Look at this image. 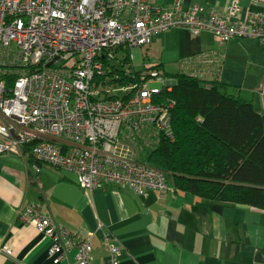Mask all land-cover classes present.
Wrapping results in <instances>:
<instances>
[{"label":"built area","instance_id":"obj_1","mask_svg":"<svg viewBox=\"0 0 264 264\" xmlns=\"http://www.w3.org/2000/svg\"><path fill=\"white\" fill-rule=\"evenodd\" d=\"M251 1L260 11L244 10L237 0L224 11L187 9V0L169 7L160 0H0V155L29 149L35 173L38 164L68 170L83 190L113 184L138 195L169 192L168 175L139 162L133 143L146 129L153 140L161 132L173 140L174 103L156 100L176 81L157 71L135 74L133 50L177 29L196 37L209 33L220 44L242 38L264 43V0ZM120 48L130 51L132 68L125 74L131 80L105 86L97 81L106 74L100 58L113 62ZM218 61L216 53L194 56L185 74L213 80L208 69ZM19 216L51 240L53 264L72 251L75 264H94L89 237L69 235L32 204ZM103 240L108 264H120L113 237L106 233ZM1 252L12 256L7 247Z\"/></svg>","mask_w":264,"mask_h":264},{"label":"crops","instance_id":"obj_2","mask_svg":"<svg viewBox=\"0 0 264 264\" xmlns=\"http://www.w3.org/2000/svg\"><path fill=\"white\" fill-rule=\"evenodd\" d=\"M174 1L160 4L169 7ZM229 1L187 0L185 7L224 11ZM237 1L244 10L260 11L251 0ZM147 48L145 64L176 74L186 72L190 58L216 53L218 64L208 69L213 80L261 98L264 43L242 38L220 44L209 33L196 37L177 29L154 36ZM34 163L27 150L0 155V264H53L48 256L51 240L19 216L30 204L69 235L89 237L94 264H108L106 233L120 249V264H264L262 210L204 201L175 192L172 183L165 194L150 190L138 195L113 184L83 190L74 173L45 164H38L41 171L35 173ZM3 247L12 256L1 252ZM74 262L72 251L59 264Z\"/></svg>","mask_w":264,"mask_h":264},{"label":"trees","instance_id":"obj_3","mask_svg":"<svg viewBox=\"0 0 264 264\" xmlns=\"http://www.w3.org/2000/svg\"><path fill=\"white\" fill-rule=\"evenodd\" d=\"M129 53L120 48L114 51L115 61L100 58L106 74L97 81L105 86L129 83L131 78L125 74L132 68ZM148 71L176 81L171 91L163 90L156 100L174 103L173 140L162 132L153 140L146 129L141 137L135 136L137 160L167 174L175 192L264 211V115L256 111L254 100L244 96L240 87L185 73L169 74L160 65H144L135 74ZM13 81V76L8 78L9 84Z\"/></svg>","mask_w":264,"mask_h":264},{"label":"rangeland","instance_id":"obj_4","mask_svg":"<svg viewBox=\"0 0 264 264\" xmlns=\"http://www.w3.org/2000/svg\"><path fill=\"white\" fill-rule=\"evenodd\" d=\"M147 55H150L148 52L147 46L142 47V48H136L133 50V56H134L133 65H134V68L136 70L144 69V65H147V67H149V64L144 63V61L146 60L145 57ZM167 72L169 74H176L177 70H167ZM156 85L160 86L159 83ZM244 96H247L249 99L254 100V107H255L256 111H258L259 113H264V107L262 104V99L260 97L255 99V97H253L252 93L244 94ZM167 180H168V183L171 184L170 177L167 176Z\"/></svg>","mask_w":264,"mask_h":264},{"label":"water","instance_id":"obj_5","mask_svg":"<svg viewBox=\"0 0 264 264\" xmlns=\"http://www.w3.org/2000/svg\"><path fill=\"white\" fill-rule=\"evenodd\" d=\"M260 94H261V98H262V104L264 107V86H263V89L261 90Z\"/></svg>","mask_w":264,"mask_h":264}]
</instances>
